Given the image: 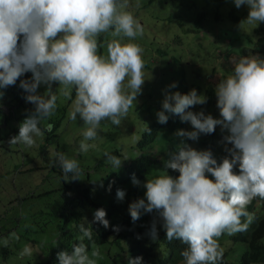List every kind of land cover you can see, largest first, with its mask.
<instances>
[{
  "label": "trees",
  "instance_id": "obj_1",
  "mask_svg": "<svg viewBox=\"0 0 264 264\" xmlns=\"http://www.w3.org/2000/svg\"><path fill=\"white\" fill-rule=\"evenodd\" d=\"M177 1L179 0H141L135 6L129 0H113V5L118 6L119 11L125 14V22L121 23L119 17L109 23L107 27H102L90 41L87 40L89 37L87 30L93 29L103 17L89 12V15L83 16L84 26L82 32L86 40L76 43V37L72 35L66 22L64 24L66 30L57 28L55 31V27L48 28V25L43 22L46 16L39 19L38 15L47 13L46 8L50 6L51 0H30L27 18L22 12L15 15L17 18L15 28L3 25V23H8L7 16L9 12L7 10H11L13 6V0H4L3 11L0 12V24L2 23L0 32L5 34L6 29L14 30L7 43L9 54L12 55L14 51L17 60H7L0 54V75L9 81V83L7 82L9 91L15 95V99L23 95L27 97L33 87L29 84L26 85L24 81L29 79L30 63L27 66L22 65L27 50L31 47L41 49L53 41L59 45V49L70 52L74 47L83 46L85 51L90 53L76 78L77 82L73 86L71 95L75 94L78 86H83L90 93H93L92 86L95 87V95L97 94V96L105 99V103L102 102L101 105L102 107L106 106L105 115L108 116L107 120L109 122L127 121V124L124 125L129 127L135 120V115L140 113H149L150 117L154 114H165L164 120L158 121L155 119L142 139L136 142V147L141 151L139 152L135 148L136 154V151L131 148L134 156L130 163L124 164L125 154L119 150L120 152L113 154V157L108 154L109 159L107 160L92 158L93 160L88 165L94 162L95 172L89 170L84 173L77 172L75 169L77 167L79 170H84L83 165L86 164L83 157L93 151L89 141L98 138L96 135L89 139L86 151L80 152L76 148L71 151V155H66V158L60 156V154L53 158L54 161L60 159L59 164L68 170L71 176V184L68 187L73 189V193L76 195L68 203L66 211L68 215L62 221V227L56 231V234L61 232L60 235L52 241L48 251L43 252L42 255L38 254L39 258L34 262L28 260L27 264H77L72 261V257L78 254L91 255L96 259L100 258V264H199L202 259L197 252H193L192 245L205 242L209 236L216 233L222 224L225 222L230 224L232 218H235L236 221L231 223V227L235 230L232 233L233 239L231 240L240 242L242 246L247 248L248 260L264 261V182H261L262 177L264 178V159L262 158V152H264V122L261 121V118L264 117L260 110L264 109V22L256 23L258 26H253L250 23L252 31L236 27L231 22H224L220 26L217 24L222 19L219 10L225 0H190L194 4L200 3L201 5L195 14L186 13L185 11L179 13L169 12L168 7ZM140 7L143 8L144 13L138 15L137 9ZM149 9H153V11ZM148 14L154 20L174 21L179 27L189 26L188 23L200 27L204 22L210 21L216 24L218 28L240 30V32L246 34L249 42H252V46L248 47L250 49L245 48L242 54L245 56L259 54L260 57H254L252 63L244 69L228 67L232 70V79L231 77H223L216 83L204 82L202 74L206 71L196 72L195 76L199 88L197 91L199 93L191 90V87H194V82H189L185 64L180 61L178 67L177 57L169 52L167 46L157 49L162 66L160 71H154L158 73L152 81L149 82L148 77L143 79L134 77L131 80L132 75L129 71H125V75L122 77L120 70L124 71L130 61L127 65L118 62L126 57L127 53L122 50H126L128 47L124 46L127 43L117 44L113 32L127 26L128 31L131 30L133 33L142 30L143 26L135 24L133 19L140 18L143 21H149ZM77 16L78 14L73 12L71 18L77 19ZM226 17L235 25L236 23L245 22L246 19L242 15L236 20L238 17L233 10ZM227 18L226 20H228ZM87 22L88 24H86ZM104 23H106V20ZM190 30V26L184 28L186 33H189ZM127 35L131 36L128 32ZM145 40L148 41V38L146 37ZM153 40L154 37L150 36L149 41L152 43ZM90 42L92 43L91 47L87 44ZM116 44L121 48L117 50ZM114 50L117 52L116 56L108 57V53ZM140 54L143 56L144 51L142 50ZM145 55L147 58V67L145 68L149 72L152 67V64L148 61L151 55L149 48H145ZM35 58L41 59L37 56ZM140 59V57L135 58L137 61H140ZM73 64L70 63V66H73ZM117 64L119 67L115 68ZM55 67H58V65ZM108 69H110V74L107 78H104ZM173 69H177L175 74ZM159 73L162 75H159ZM137 74L141 76L142 69ZM90 76L96 78L94 85L90 80L84 82ZM163 78L165 79L164 82ZM113 80L116 81L115 84L105 87ZM129 80L131 81L128 83ZM157 85L164 87L163 92H165V95H161ZM21 88L25 89L23 90L24 93ZM54 89H56V85H54ZM106 89L116 92L111 95V97L116 95L114 100L119 95L125 96L126 100H118L110 106L107 105L106 101H108L109 96H107V91L103 92ZM141 89H144L142 96L149 98L155 95V97L148 102L141 101L137 103V95ZM53 96L54 94L51 95V98ZM47 98H44V102ZM31 103L32 99L25 102L24 106ZM64 105H61V107ZM197 106L204 109L202 112L203 118L207 117L210 123L201 124L199 130L203 133L202 136L198 137L197 134L193 138L187 126ZM99 109L101 108L98 107ZM244 112H248L249 122L257 119L258 124L254 129H249L246 126V132L240 135L248 152L245 153L244 148L238 149V160L233 162L232 157H230L227 163V166L235 169L234 174L240 176L244 182H240L237 177L225 181V177L228 175L225 169H222L224 178L221 183H224L225 187L219 193L221 204L217 208H215V204L209 215L198 217L197 213H194L188 220L190 222L188 224H185L187 221L186 216L183 223L174 222L166 216H161V223L144 225L145 221H143L139 225L141 220L134 215V209L141 201L140 195L148 186L150 178L160 179L161 183L158 184L160 186L166 184L165 181H171L172 177L175 181L182 182L185 188L200 184L199 181L202 179H212L214 171L211 157H213L220 143L224 142L230 146L232 141L236 139L231 132H234L238 120L242 118ZM28 114L31 115V112L28 111ZM219 116H222L221 123L215 122ZM232 121L235 122V126H232L230 132L227 129ZM29 125L27 123L24 126H19L22 129H28ZM114 128L117 129L118 127ZM177 129L182 130L188 136L185 138V144L173 149L176 146H168L167 141L169 139H166V144L162 147H164L163 154L167 163L162 162V159L154 157L148 146L159 136L161 130L164 134H169V138L172 139V134ZM11 130L15 131L16 128L14 127ZM49 143L50 141H46L41 145V155L46 156L48 153L47 144ZM53 150H59L55 143ZM96 152L102 153L101 150ZM231 152L232 147L227 157L231 155ZM239 152H242V154ZM159 166L162 168L159 169ZM188 169L195 170L199 175L194 176ZM48 170L57 171L56 165L51 164L48 166ZM202 175H207V179ZM91 180L96 181L94 187L89 185ZM163 180L165 181L162 182ZM258 183L262 184L258 185ZM217 185L218 183L215 182L212 190ZM237 187L239 190L236 196L229 199L227 193ZM194 195L196 194L194 193ZM211 195L217 203L219 199L215 197L214 193ZM162 197L165 199L164 191H157L156 198L159 199L160 207H162ZM258 199L262 200L258 205V210L263 211L261 216L258 211H255V204ZM170 200L172 204H175L173 198H170ZM66 203L67 201L62 206ZM3 208V206H0V211ZM14 209L15 206H7L3 212ZM32 209L33 206L29 205L26 207L24 214H21V218H25L22 224L8 228L6 231H9V233L1 231L0 234H4L6 238L10 234H20V230L25 225L36 224L33 216L40 215L43 212L56 215L54 210L46 203L38 209ZM3 212H0V214ZM9 242L8 238V242L2 244V247L7 248ZM3 257L6 258V256ZM0 264L3 263L0 262Z\"/></svg>",
  "mask_w": 264,
  "mask_h": 264
},
{
  "label": "rangeland",
  "instance_id": "obj_2",
  "mask_svg": "<svg viewBox=\"0 0 264 264\" xmlns=\"http://www.w3.org/2000/svg\"><path fill=\"white\" fill-rule=\"evenodd\" d=\"M132 4L136 6L137 2H141V0H129ZM113 0H51V4L49 7L46 8L47 13H41L38 15L39 19L46 16L43 19V22L48 25V28L55 27V31L57 28L65 29L64 24L67 23V26L74 37H76L75 41L78 43L79 41L86 40L84 38L82 27L84 26L83 16L89 15V12L96 13L95 15H101L103 19L93 27V29L87 30L89 37L87 40L91 41V38L102 28L107 27L109 23L116 20L117 18H121L120 22H125L126 18H124L123 12L119 11V7L113 5ZM28 3H31L30 0H13V6L11 10H7L9 15L7 16V20L10 23L14 22V16L18 15L19 12H22L23 15H26L29 12ZM3 4L4 0H0V12L3 11ZM211 4V3H210ZM209 4V5H210ZM203 5V4H202ZM200 3L194 4L190 0H179L168 7L169 12L179 13L185 11L186 13H196L197 9L200 7ZM153 7V6H151ZM233 9L237 15H245L246 19L245 22L241 23H233L229 20L226 15ZM153 11V9H149ZM77 13V19H73L72 13ZM264 0H225L224 3L221 5V9L219 10L220 17L222 18L218 25L226 23H232L234 26L241 27L244 30H251V24L258 25L256 23L264 22ZM143 8L140 7L137 9V14H143ZM162 15V12L160 13ZM80 15V16H79ZM210 15V14H209ZM223 16V17H222ZM149 21H143L148 29V34L154 37V40L151 42H143L139 38H135L133 35L129 36L124 33V30L119 28L118 30L114 31L113 34L117 40V44L119 43H127L124 46L128 47L126 50H122L127 53L126 57L120 60L118 63L121 64H129L125 68L124 71L120 70V75L123 77L125 75V71H129L132 75L131 80L134 77H140L137 72L142 69L144 66V58L141 62H137L135 60L136 57L141 56L140 52L145 49L149 48L150 56L148 61L155 66L158 65V69L162 66L161 58L158 56V46L168 47L170 53H173L177 57V63L179 67L180 59L185 63L186 71H187V78L189 82H194V87H191V90L194 92H198L199 89L197 86V78L195 76L196 72L206 71L203 72L202 78L204 82H218L223 77H231L232 79V70L228 67L233 69H244L248 65L252 63V59L254 57H260L259 54L245 56L242 54V51L245 48L251 47L252 42H249L245 33L240 32V30L236 29H226V28H218L216 24L213 22H204V24L200 27L198 25H192L188 23L191 30L189 33L184 31L185 27L189 26H178L174 21H168L165 19H151V16L148 14ZM210 17V16H209ZM228 20H226V18ZM27 18V17H26ZM156 18V17H155ZM211 18V17H210ZM140 19V18H139ZM212 19V18H211ZM106 20V23L104 21ZM88 24V22L86 23ZM2 27V23L0 24ZM145 27V25H142ZM234 28V27H232ZM121 29V32H120ZM195 29V30H194ZM66 30V29H65ZM227 30V31H225ZM252 31V30H251ZM5 34L4 32H0V54L6 53L4 48L8 44H5ZM134 43V44H133ZM90 47L92 43H87ZM116 44V45H117ZM133 44V45H130ZM72 46V45H71ZM59 45L53 41H51L48 46L39 49L31 47V49L27 50L26 54L24 55L25 61L22 63L23 66H27L29 63V70L28 75L29 79L24 80L26 85H32V89L29 91V95L25 97L24 95L21 96V104L20 109H24L25 112L30 111L33 118L36 119L34 125L31 126L33 128L31 137L26 139L27 142H33L38 144L44 143V133H42L39 129L35 128L37 125H45L49 130L52 129L49 126L51 123V115L52 107L49 106H42L44 102V98L48 97L46 100L48 103H51V95H55L54 98L56 102L62 103L65 102V98L67 100L66 104L60 108L61 111V119L58 126L55 128V132L59 136V141H65L67 143V148L62 149L68 152V155H71V151L74 149H78L80 152H84L87 150L88 141L90 138H93L95 135L98 137L96 139H91L89 142L92 145L93 151H90L85 157H83L84 163L83 165L84 170H89L95 172L93 169L94 162L88 165L93 159L92 158H103L104 160L109 159L107 153L111 150L122 149V151H126V147L128 145L127 151L131 152V147L134 148L136 145V141L140 139L138 133H131L136 129L138 123L140 121L142 113L139 115H135V120L132 124L128 127L124 124H127V121L123 122H109L107 120L108 116L105 115V107H102L101 103H105V99L101 96H94V92L96 88L92 86L93 93H90L86 88L83 86H78L74 95L72 94L73 86L77 82L76 78L80 73V70L83 68L85 59L89 56V52L85 51L83 46L74 47L72 51H66L63 49L58 48ZM116 47V46H115ZM121 48L117 45V50ZM250 49V48H248ZM144 56L145 55V50ZM15 55V52L12 53ZM117 52L110 51L108 53V57L112 58L116 56ZM119 54V53H118ZM35 56L40 57L41 59H36ZM156 57L158 61L156 60ZM182 57V58H181ZM49 59V60H48ZM147 61V58H146ZM157 62V64H155ZM70 63H74L73 66H70ZM58 65V67H55ZM119 65L117 64L115 68H118ZM40 70V71H38ZM177 69H173L175 74ZM179 70V69H178ZM155 69L152 67L148 72V69H142V73L145 74L152 81L155 78ZM110 74V69L104 75V78ZM142 75V74H141ZM162 75V74H159ZM160 77V76H159ZM93 82V85L96 82L95 76L88 77L84 82L87 81ZM129 80L128 83L131 81ZM165 79L163 78V82ZM9 83L8 80H5L3 77H0V92L6 90L4 87L5 83ZM115 80L109 82L105 87L108 85L115 84ZM23 81L21 82V84ZM20 84V86H21ZM54 85H56V89H54ZM158 91H161V95H165L163 92L164 87H160L157 85ZM22 92L24 93L23 88H21ZM107 91V96H109L108 101H106L110 106V104H114L118 100H126V97L123 95H119L117 99L114 100L116 95L112 94L116 93L114 90H103V92ZM144 89L139 90L137 95V103L141 101L148 102L150 99L155 97H144ZM37 93V95H36ZM57 93V94H55ZM199 93V92H198ZM106 96V97H107ZM32 99L31 104H27V107L24 108V103L28 102ZM103 99V101H102ZM156 104V103H155ZM51 106V104H48ZM158 105V104H157ZM156 105V106H157ZM9 102H3L0 99V118L1 121H4L3 117L5 116L4 111L10 112ZM3 107V109H2ZM98 107L101 108L98 110ZM19 107L15 110L13 109L12 119L7 121L8 127H18V120L19 118L23 120V116L25 115L24 112L19 114ZM49 109V110H45ZM260 109V108H259ZM194 115L191 117V120L188 123V129L190 133H192V137L194 138L195 135L198 134V137L202 136V132L199 130V126L201 124H208L210 123L208 118H203L202 112L204 109L200 106H197L195 109ZM261 113L264 117V109H260ZM259 110V111H260ZM39 112L42 114L40 115ZM149 117L150 114L148 113ZM15 116L17 118H15ZM98 116L97 123L95 117ZM152 117V116H151ZM150 117V119H151ZM249 114L248 112H244L242 118H239L238 123L235 128V132L232 131V125H234V121L232 124H229L228 131L236 138H240L243 133L246 132V126L249 129H254L255 126L258 124L257 119L252 120L251 122L248 121ZM264 118H261L263 121ZM63 121V122H62ZM222 116H219L215 122L221 123ZM20 122V121H19ZM31 124L29 121L27 122ZM142 126V125H141ZM4 124L3 122L0 124V134L3 135L4 133ZM114 127H118L115 129ZM140 132V128L137 129ZM17 137L19 139L23 138V134L21 129L17 128ZM76 135L77 142H72L73 136ZM135 137L137 138H134ZM139 137V138H138ZM12 141L11 138H9ZM165 138L161 137V133L157 138V143H151L148 148L154 149L153 152L157 153L158 158L161 157V151L157 147H161L165 142ZM238 141H233L230 146L227 143H220L213 154V158L217 160L219 164L223 162V160L228 156L231 151V147L237 144ZM53 145L48 148V154L53 155ZM101 150L102 153H97L96 151ZM140 152V149L137 148ZM38 151V150H37ZM29 153H33L34 164H37L42 161V159L37 155V152L34 150L29 151ZM76 153V152H75ZM74 153V154H75ZM264 152H262V158L264 159ZM106 154V155H105ZM98 155V156H97ZM105 155V156H104ZM24 157V148L23 145L20 143V161L22 162ZM132 154L125 153L124 161L127 162L130 158H132ZM11 162L9 158L7 160ZM26 165V164H20ZM27 167V165L25 166ZM46 170L44 171V173ZM44 173H37L36 172V180H34V176L30 178V173H23L24 181L22 184L26 189H22L21 197L22 201L25 198V192H28L29 187L28 185H33L35 182L43 183V181H39L40 178L44 175ZM158 174V173H157ZM215 175L218 174L216 171ZM53 173L49 171L48 175L51 177ZM205 179H207V175H202ZM14 177V176H13ZM12 177V179H13ZM19 178V175L17 176ZM47 178V177H46ZM12 181V180H11ZM46 181V180H45ZM163 180L162 182H164ZM161 182L160 179H155L153 177L150 178L148 186L140 195L142 201L138 204V206L134 209V213L141 221L151 222L154 221V218L157 216V213L153 209L154 200H153V193L154 190ZM166 184L158 186L161 191H164L165 195H175L178 196L181 193L182 184L181 182L177 181H165ZM261 182H264V178L262 177ZM19 182L17 181V186ZM212 183H206L200 187L198 191L199 195L202 199L206 200L209 198L208 191L211 188ZM14 187V186H13ZM43 192V191H38ZM65 191H63L64 193ZM62 194L61 191H57L54 193L55 197H60ZM21 201V202H22ZM32 200H26L25 203L27 205L31 204ZM45 199L37 200L36 203L33 204V209H38L43 206ZM63 201L59 200V204ZM50 205H54V201L49 202ZM171 205V209L168 210H161L159 211V215H163L166 217L170 216V212L180 211V207L176 204H172L171 202L168 203ZM193 205L192 201L188 202V208H191ZM19 207L20 203L17 204L15 210L5 211L3 213L10 214L15 218H19ZM26 206H21V211L24 214L26 210ZM59 207V206H57ZM194 215V213H182L180 216L172 217L173 220H177L179 222L184 221L185 216L187 217V221ZM60 217L55 215L47 214L46 212L41 213L40 215L33 216V220L36 224H29L25 225L20 230V234H10L9 237H5L4 234H0V255L7 256L6 264H27L28 260L34 262L37 260L36 254L42 255V245H45L49 248L51 247V242L53 238H56V231L62 227L60 224L62 223L59 221ZM25 218H21L20 224L24 222ZM152 223V222H151ZM185 223V224H186ZM39 224V225H37ZM42 226V227H41ZM40 227V228H39ZM9 233V232H5ZM8 238L10 240L9 245L7 248H3L2 244L8 242ZM13 251H11V250ZM0 262L2 263L3 260L0 258ZM249 264H264L263 262H252Z\"/></svg>",
  "mask_w": 264,
  "mask_h": 264
},
{
  "label": "clouds",
  "instance_id": "obj_3",
  "mask_svg": "<svg viewBox=\"0 0 264 264\" xmlns=\"http://www.w3.org/2000/svg\"><path fill=\"white\" fill-rule=\"evenodd\" d=\"M129 2H131V1H129ZM117 5H119V4H117ZM231 10H233V9H231ZM241 16L242 15H237L238 18H236V20H238ZM243 16L245 17L244 14H243ZM124 17H125V14H124ZM13 18H14L13 23H10V22L3 23V25H5L7 27L15 28L14 25H15V22L17 21V18H16V16H14ZM133 21L137 25L142 26L144 24L145 27H143L142 30L136 31L134 33L131 30L128 31V26L123 27L121 29L124 30V33L127 34V32H128L131 35H133L134 43H135V40L137 38L138 39L140 38L141 41H143V42H150L149 41L150 37H149V35L147 36L148 29H147L146 24L139 18L137 20L133 19ZM121 29H120V32H121ZM13 32H14V30L6 29L5 42H4L5 44H8L7 42L12 37ZM146 37L148 38V41L145 40ZM159 47L162 48L161 46H158V48ZM163 47H165V44ZM8 50H9V47L6 46V49L4 48V51H6V53L2 54V56L4 58H6L7 60L16 61L17 58L15 57V55L9 54ZM143 50H145V49H143ZM119 54H121V53H119ZM169 55H171V54L169 53ZM139 57L141 58L140 61H137V60L136 61L141 62L144 58V66L142 67V69H146L145 68V67H147L146 66V63H147L146 57L144 55L139 56ZM156 60L158 61L157 57H156ZM180 61L183 62L181 59H180ZM155 64H157V62ZM152 68L155 70H159L158 65L155 67H154V65H152ZM0 77H2V76L0 75ZM145 77L146 76L144 73H142V75L140 76L141 79H143ZM4 87H6V90L3 92H0V99L2 101V104H3V102H9V104H10L9 108L11 110H10V112L4 111V114H5V116L3 117L4 121H1V118H0V124L3 122V124L5 126L3 135L0 134V144L5 147L3 150V155L0 156V206L4 207L3 210H1L0 212H3L5 207H7V206H15V209H16L17 204L20 203V207H19L20 216H19V218H15V217L11 216L10 214H5V213L0 214V232L1 231L9 232V231H6L8 228L19 225L20 220H21V214H23L21 211V206H26V207H28L29 205L33 206V204L36 203L37 200H40V199H45L44 203L48 204L52 208V210H54V212L56 213L55 216L60 217L59 221L62 222V221H64V218L68 215L66 212L68 203L76 195L75 193H73V189L68 187V185L71 184V176H70L68 170L64 169L59 164V162L61 161L60 159L58 161L53 160V158L55 156H58L59 154H60V156H63L65 158H66V155H68V152L64 151L65 148H67V143L65 141H63V142L59 141V136L55 132V128H56V126L59 125L60 119H61V111H60L61 105H64L67 100L65 98V102L58 103V102H56V100L54 98L55 95H54L51 98V103H48L46 100L43 104L44 106H49V108L52 107V109H53L52 112L50 113L52 122L49 123V126H51L52 129L49 130L45 125H37L35 128L39 129L42 133H44V143L46 141H50V143L47 144V148H50L51 145L53 143H55V144H57L58 149H59L57 151H54L53 155H49L47 153L46 156H43L40 154L41 144L26 141V139L28 137H31V135H32L33 128L31 126L34 125V122L36 121V119L35 118L33 119L32 115L28 114V112H25L24 109L23 110L20 109V104H21L20 99L21 98L19 97L18 99H15V95L9 91V84L5 83ZM94 96L97 97V94L95 95V93H94ZM48 104H51V106ZM17 107H19L18 110L20 111L18 114L19 117H20V114L22 113V111L25 114L23 116V120L19 118L18 124L24 126L29 121L31 124L29 125L28 129H26V128L22 129L18 125V127H15L16 130L14 131V130H11L13 127L12 128L8 127L7 121H9L11 119V117L13 115V109L15 110ZM25 107H27V106H24V108ZM2 109H3V107H2ZM45 110H49V109H45ZM39 114L41 115L42 113L39 112ZM164 118H165L164 113L154 114L151 117V119H150L148 113H142L140 121L138 123V126L131 133L132 134L138 133L140 136V139H142L143 135L149 129L150 125L153 124L155 119H157L158 121H162V120H164ZM97 119H98V116H96L95 120H94V121H96V123H97ZM263 122H264V120H263ZM53 125H55V126L53 127ZM234 125H235V122H234ZM17 128L21 129V131H22V134H23L22 139H19L16 135L17 134ZM138 128H140V132H138V130H137ZM187 129H188V126H187ZM234 132H235V130H234ZM160 133H161L162 138H165V140L169 139V141H167L168 146H170V147L176 146L173 149L178 148L181 144H185V138L188 137L185 134V132H183L180 129L175 130V133L172 134V137H173L172 139L169 138V134H164L162 132V130L159 132V135H160ZM158 137L159 136H157L154 139V141H153L154 144L157 143ZM9 138H11L12 141H10ZM134 138H136L135 135H134ZM233 141H238V143L232 147L231 155L224 159L225 160L224 164H223L224 160L221 164H219L215 158L211 157V159L213 160V162H212L213 171H214V173L217 171L218 172L217 175L214 174V177L210 180H203L202 179L199 181L200 184L194 185L191 188H185L181 182L182 189H183L181 191V193H179L178 196H175V195H168L167 196V195H165V199H164V197H162V207L159 206V199L156 198L157 191L161 192V190L158 188V184H157V186L154 190V193H153V200H154L153 209L157 213V216L154 218V221H151L152 223L145 221L144 225L145 224L152 225V224L162 222L161 216H163V215H159V211H161V210H168L169 211L171 209V205L170 206L168 205L169 202L172 203L170 198H173L174 201L176 199V204L180 207V211H176V212L172 211V212H170L171 213L170 216L166 217L168 219H171L174 222H178V221L173 220L172 217L180 216L182 213L183 214L184 213H197L198 217H206L207 215H209L213 211L215 204H216L215 208H217L221 204V201L219 199V193L225 187V184L221 183V180L224 178V173H223L222 169H225V171L228 175L225 177V181L230 180L233 177H237V178H239L240 182H244V180H242L240 178V176H237L234 174L235 169L227 166V163H228L230 157H232L233 162L238 160V158H239V155L237 152L238 149L244 148L245 149L244 152L245 153L248 152L241 137L240 138L236 137V139ZM72 142H77L76 135L73 136ZM20 143L23 145V148H24V157H23L22 162L20 161ZM128 146H131V145H128ZM128 146L125 149L126 151H122V149L115 148L114 150L109 151L107 153V155L109 154L113 157V154L119 153L121 151L124 154L129 153V154H132V156H134L133 152L127 151ZM131 148L135 151L137 149L136 145H134V148L133 147H131ZM157 148L161 151L160 152L161 157L159 159H162V162L167 163V161L165 159V155L163 154L164 147L161 146V147H157ZM62 149H64V150H62ZM149 149H150L151 153L154 155V157L158 158L157 153L153 152L154 149H152L150 147H149ZM31 150H34L37 152V155L42 159L41 162L34 164L35 156L33 153H29V151H31ZM239 153L242 154V152H239ZM136 154H137V151H136ZM75 155H76V153H75ZM48 157H50L51 159L49 160ZM9 158L11 159V162L7 161ZM132 158H130L124 164L130 163ZM22 163L26 164L27 167H25L26 165L21 166L20 164H22ZM53 163L56 165L57 171L48 170V166H50ZM215 165H218V166H215ZM39 166L40 167L42 166L44 168L43 169H41L42 167L38 168ZM33 167H35V168H33ZM161 168L162 167L159 166V169H161ZM75 169L77 170V172L78 171H81L82 173L85 172V170H79L78 167ZM93 169H94V167H93ZM45 170H46V172L44 173ZM49 171L51 173H53V175L51 177L47 176ZM188 171L190 173H193L194 176L199 175L193 169H188ZM36 172L37 173H44V175L39 180V181H43V183H40L39 185L37 182H35L33 185L29 184L28 185L29 187H27L29 189V191L24 193L25 198L22 201V197L20 194H21L22 189H26V187H24V185L22 184V182L25 179L23 176V173H30V178H32V176H34V180H36ZM18 175H19V178H17ZM12 177H13V179H12ZM17 181L19 182L18 186H17ZM171 181H175V180L171 177ZM92 182H94L96 185L95 180L90 181V183H92ZM178 182H180V181H178ZM209 182L212 183V186L208 191L209 198L204 200L199 195L198 191L200 190V187L202 185H205L206 183H209ZM215 182L218 183V185L216 186V188L214 190H212L213 184ZM159 183H161V182H159ZM261 184L262 183H258V185H261ZM238 190H239L238 187L234 188L232 191L227 193V197L229 199L234 198L236 196ZM38 191H43V192L37 193ZM57 191L62 192L60 197L54 196V193H56ZM63 191H65V192L63 193ZM194 193L196 195H194ZM212 193H214L216 195L215 197H217V199H219V201L217 203H216L215 199L212 197V195H211ZM141 195H142V193H141ZM140 199H141V197H140ZM26 200H28V201L32 200L31 204L27 205L25 203ZM59 200L63 201V202L61 204H59ZM51 201H54V205L49 204V202H51ZM65 201H67V203L64 206H62V204ZM141 201H142V199H141ZM189 201L193 202V205L191 208H188V202ZM261 201H262L261 199H258L256 201V204H255V206H256L255 211H258L260 216L263 213L262 210H258V205L261 203ZM57 206H59V207H57ZM134 215H135V213H134ZM235 221H236L235 218L231 219V223H235ZM142 222L143 221H140L139 225ZM188 223H190V222H187L186 224H188ZM231 223L229 224V223L225 222L224 224H222L218 228L216 233L209 236L205 242H201V243H198L196 245H192L191 249L193 250V252H197L198 256L202 259V262L199 264H249L252 262H263L264 263L263 260H248L247 248L245 246H242L240 242H233L231 240V239H233L232 233L235 231L231 227ZM61 231H62V229H61ZM60 233L56 234V238L60 235ZM55 239L53 238L52 240H50L48 242H51V245H52V241ZM263 240H264V237H263ZM45 251H48V247L45 245V243H43L42 253ZM38 256L39 255L36 254V257H38ZM0 258L3 260L2 263L6 264L7 256L5 258L2 255H0ZM99 259L100 258L96 259L94 256H91V255H83V254H78V255H75L72 257V261L76 262L77 264H100L101 261Z\"/></svg>",
  "mask_w": 264,
  "mask_h": 264
},
{
  "label": "flooded vegetation",
  "instance_id": "obj_4",
  "mask_svg": "<svg viewBox=\"0 0 264 264\" xmlns=\"http://www.w3.org/2000/svg\"><path fill=\"white\" fill-rule=\"evenodd\" d=\"M4 148H5V147L2 146V145L0 144V156L3 155V150H4Z\"/></svg>",
  "mask_w": 264,
  "mask_h": 264
},
{
  "label": "water",
  "instance_id": "obj_5",
  "mask_svg": "<svg viewBox=\"0 0 264 264\" xmlns=\"http://www.w3.org/2000/svg\"><path fill=\"white\" fill-rule=\"evenodd\" d=\"M94 185H95V183H94V182L90 183V186H91V187H93Z\"/></svg>",
  "mask_w": 264,
  "mask_h": 264
}]
</instances>
